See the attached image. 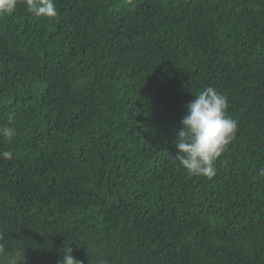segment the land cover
Instances as JSON below:
<instances>
[{
	"label": "trees",
	"instance_id": "16d2710c",
	"mask_svg": "<svg viewBox=\"0 0 264 264\" xmlns=\"http://www.w3.org/2000/svg\"><path fill=\"white\" fill-rule=\"evenodd\" d=\"M0 15V243L26 264H264V0H55ZM85 80L83 87L75 79ZM237 121L176 158L207 87Z\"/></svg>",
	"mask_w": 264,
	"mask_h": 264
},
{
	"label": "clouds",
	"instance_id": "9594fccd",
	"mask_svg": "<svg viewBox=\"0 0 264 264\" xmlns=\"http://www.w3.org/2000/svg\"><path fill=\"white\" fill-rule=\"evenodd\" d=\"M27 11L36 18L55 17V0H24ZM18 0H0V15H12ZM195 100L187 105V114L181 120L182 128L176 140L178 152L176 158L193 176L209 179L216 175L214 162L238 131L237 121L228 115V99L214 87H207ZM16 129L11 126L0 127V136L11 141ZM0 157L11 160L13 152L5 150ZM264 175V169L261 170ZM26 248H8L0 243V264H26ZM72 248L66 246L60 264H83L72 254Z\"/></svg>",
	"mask_w": 264,
	"mask_h": 264
},
{
	"label": "rangeland",
	"instance_id": "374dc122",
	"mask_svg": "<svg viewBox=\"0 0 264 264\" xmlns=\"http://www.w3.org/2000/svg\"><path fill=\"white\" fill-rule=\"evenodd\" d=\"M84 83H85V80H83V79H80V78H76L75 79L76 88L77 87H83L84 86Z\"/></svg>",
	"mask_w": 264,
	"mask_h": 264
}]
</instances>
